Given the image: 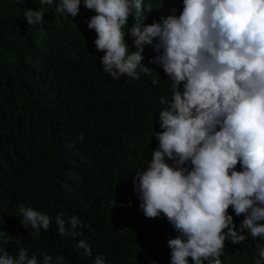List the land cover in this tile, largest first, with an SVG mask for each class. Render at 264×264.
<instances>
[{"label":"trees","instance_id":"16d2710c","mask_svg":"<svg viewBox=\"0 0 264 264\" xmlns=\"http://www.w3.org/2000/svg\"><path fill=\"white\" fill-rule=\"evenodd\" d=\"M145 3L153 4L147 24L183 7L182 0ZM25 8L41 9L45 22L29 28ZM93 15L83 0L74 18L39 0H0V248L15 256L23 246L37 259L47 253L53 264L61 255L63 264H95L97 256L104 264H170L167 242L178 234L163 215H143L133 186L158 147V97L170 98L168 77L150 63L159 55L154 45L142 53L153 71L139 79L104 73V53L87 27ZM138 22L130 17L125 31ZM126 44L135 50L130 35ZM20 204L52 217L50 229L37 236L23 227ZM60 212L80 219L79 235H58ZM229 214L239 231L244 216ZM256 243L264 240L226 241L221 264H258Z\"/></svg>","mask_w":264,"mask_h":264},{"label":"clouds","instance_id":"9594fccd","mask_svg":"<svg viewBox=\"0 0 264 264\" xmlns=\"http://www.w3.org/2000/svg\"><path fill=\"white\" fill-rule=\"evenodd\" d=\"M39 3L55 4L57 13L74 18L82 0ZM83 4L95 13L87 27L96 33L97 51L104 53V73L113 79H139L141 72L153 71L143 65L142 53L146 45H154L159 55L150 63L168 77L170 98L158 97V147L148 166L135 172L133 186L143 215H163L178 234L167 242L170 264H221L226 241L264 240V0H182L179 15L172 8L151 24L144 21L153 4L145 0ZM44 17L39 8L23 12L29 28L43 24ZM130 17L140 22L125 31ZM129 35L134 51L126 44ZM151 83L156 86L159 80ZM230 208L244 216L239 231ZM19 213L21 225L37 236L50 229L49 215L24 204ZM55 224L58 235L73 237L82 226L77 216L66 220L63 212ZM77 247L92 255L84 240ZM255 247L258 264H264V245ZM63 260L61 255L55 264ZM54 261L47 253L37 259L23 246L15 256L0 248V264ZM95 264L104 259L97 256Z\"/></svg>","mask_w":264,"mask_h":264}]
</instances>
